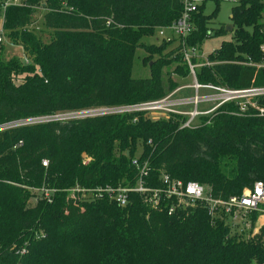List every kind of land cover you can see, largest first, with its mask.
Masks as SVG:
<instances>
[{"label":"trees","instance_id":"trees-1","mask_svg":"<svg viewBox=\"0 0 264 264\" xmlns=\"http://www.w3.org/2000/svg\"><path fill=\"white\" fill-rule=\"evenodd\" d=\"M7 1L0 0L1 11ZM22 1L4 9L0 44V264H264V225L254 233L260 211L239 231L228 214L212 216L204 203L170 213L175 200L163 192H130L125 205L106 194L77 199L67 192L76 183L135 186L137 158L140 167L147 163L143 179L151 190L165 187L164 170L173 180L208 186L213 197L240 196L264 182V117L239 115L226 103L192 128L181 127L185 115L143 111L16 124L173 92L179 83L168 68L190 73L179 47L167 52L172 41L142 39L175 23L182 1ZM205 2L192 15L189 46L228 32L209 26L218 4L206 15ZM235 2L232 40L208 55L214 65L197 70L201 84L264 85V69L239 63L261 59L264 0ZM11 44L22 57H6ZM140 49L151 73L133 77Z\"/></svg>","mask_w":264,"mask_h":264},{"label":"built area","instance_id":"built-area-1","mask_svg":"<svg viewBox=\"0 0 264 264\" xmlns=\"http://www.w3.org/2000/svg\"><path fill=\"white\" fill-rule=\"evenodd\" d=\"M183 4L182 16L172 25L162 28L159 32L160 37L167 39V41L177 42L179 49L183 55L184 62L188 65L190 73L194 77V82L190 85H180L173 92L167 96L136 104H126L118 106L99 107L82 111H71L65 115L58 114L52 117L45 118H32L23 121L16 122V124H25L32 122L48 121L51 119H67V118H84L88 116H102L108 114H124L132 112H146L148 113H162L163 116H168L171 113L181 114L187 116L186 121L182 123L181 127H195L198 125L202 116H214L226 103H235L238 106L239 115H246L248 111H252L256 116L264 117V85L251 86V87H228L213 84H201L197 80V70L201 67L212 66L216 62L210 61L208 58L203 59L197 55V47L189 46L187 43V37L195 30L193 23V14L198 10L200 4L204 0H181ZM236 1V0H234ZM22 5V0H8L3 5V11L0 10V44L6 42L5 32L3 29V13L6 6ZM11 46H13L11 44ZM260 51L262 53L261 59L258 61L243 60L240 64L254 67L256 69H264V42L260 45ZM184 88L195 90V96L193 97H176L175 93L181 91ZM200 89H209L215 93L212 95L199 96ZM213 102L211 107L200 110L198 108L201 103ZM182 106H189L190 109L185 111ZM193 107V108H192ZM161 117V116H159ZM153 117V118H159ZM89 158H84L83 163H87ZM43 165H47V161H43ZM139 170V178L135 186H98L89 188L76 183L70 189L67 190L70 198H96L102 197L104 194L110 198L115 199L120 205L127 203L128 194L133 191L145 192L152 191L154 197L158 192H163L167 198L175 200V204L169 209L172 213L178 207H191L196 204L204 203L209 210L210 215H217L221 212L228 214L232 220L233 225L239 231L248 230L250 228V213L253 211L264 212V182L256 181L251 189H246L240 196H231L228 199H221L213 197L211 189L199 182L189 181L184 182L182 180H173L164 170H158L163 176V182L165 187L162 189L151 190L145 187L143 177L147 175V163L140 167L139 160L136 158L133 160ZM54 191V190H53ZM42 194L49 200L50 190L42 189ZM50 201V200H49ZM157 200H155L156 202ZM262 213L260 216H263ZM264 225V224H263ZM262 225H258L254 229V233H258L259 228Z\"/></svg>","mask_w":264,"mask_h":264},{"label":"rangeland","instance_id":"rangeland-1","mask_svg":"<svg viewBox=\"0 0 264 264\" xmlns=\"http://www.w3.org/2000/svg\"><path fill=\"white\" fill-rule=\"evenodd\" d=\"M218 4V10L215 13L214 17L211 19L210 21V27L213 29H218L220 28L222 25H225L226 28L228 25L231 24V16H232V9L233 7L237 4L234 0H220L219 3L216 2V0H206L205 4H204V13L206 15H212V13L214 12V10L216 9ZM38 29H43V19L42 17H40L39 21H38V25H37ZM233 37V32L232 31H228L226 34L224 35H216L213 34L211 37L205 38L200 45H198V50H197V55L199 57H202L203 59L208 58V55L211 53H215L222 45V43L224 41H230L232 40ZM143 42L147 45H151V44H159L162 42L163 38L160 37L158 30H155L153 34L151 35H147L145 37H143ZM178 44L177 42H172L170 43V45L167 48V52H170V50L175 47H177ZM6 57L10 58L12 56H18V57H22L23 56V51L22 48L19 46H13V47H9L6 52H5ZM147 53L145 52V50L140 49L138 51L137 57L135 59L134 62V66L132 69V76L133 77H146L149 76L151 73V69H150V65L152 64V61H147L146 57ZM168 69H170L169 71H171V79L174 80L175 82L179 83V86L181 85H190L194 82V77L191 73H189L187 76L183 77V76H179L174 72V66L173 67H169ZM167 70V69H166ZM165 73H168L167 71H165ZM168 75H164V80H166V77ZM183 91L179 94L180 96L183 97H193L195 96V90L193 89H189V88H184L182 89ZM215 92L209 89H200L199 90V96L201 95H212ZM208 105H204L203 103L199 104L198 108L200 110L202 109H207L208 107H211L213 102L207 103ZM120 105H126V104H120ZM193 108V107H192ZM66 113H61L62 115H65ZM149 116L151 117H159V116H163L162 113H148ZM138 152H140L138 150ZM264 208V207H262ZM264 210V209H263ZM261 214L264 213L262 211H260Z\"/></svg>","mask_w":264,"mask_h":264},{"label":"crops","instance_id":"crops-1","mask_svg":"<svg viewBox=\"0 0 264 264\" xmlns=\"http://www.w3.org/2000/svg\"><path fill=\"white\" fill-rule=\"evenodd\" d=\"M184 85V84H183ZM183 90H181V91H179V92H176L175 93V96L176 97H181L179 94L182 92ZM204 105H208L207 103H203ZM180 108H182L183 110H185V111H187V110H189L190 109V107L189 106H182V107H180ZM264 224V215L263 216H260L259 217V221H258V225H263Z\"/></svg>","mask_w":264,"mask_h":264},{"label":"water","instance_id":"water-1","mask_svg":"<svg viewBox=\"0 0 264 264\" xmlns=\"http://www.w3.org/2000/svg\"><path fill=\"white\" fill-rule=\"evenodd\" d=\"M226 29H227L228 31H233V25H232V24L228 25Z\"/></svg>","mask_w":264,"mask_h":264}]
</instances>
